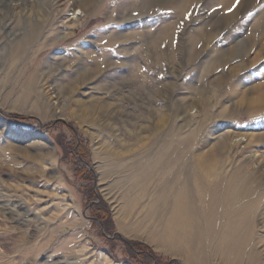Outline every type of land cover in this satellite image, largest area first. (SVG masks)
Wrapping results in <instances>:
<instances>
[{
    "label": "rangeland",
    "instance_id": "obj_1",
    "mask_svg": "<svg viewBox=\"0 0 264 264\" xmlns=\"http://www.w3.org/2000/svg\"><path fill=\"white\" fill-rule=\"evenodd\" d=\"M0 264H264V0H0Z\"/></svg>",
    "mask_w": 264,
    "mask_h": 264
},
{
    "label": "bare ground",
    "instance_id": "obj_2",
    "mask_svg": "<svg viewBox=\"0 0 264 264\" xmlns=\"http://www.w3.org/2000/svg\"><path fill=\"white\" fill-rule=\"evenodd\" d=\"M45 109H46V107H45ZM178 202H179V204L181 205V206H184L185 205V200H184V197H183V195H180L179 196V198H178Z\"/></svg>",
    "mask_w": 264,
    "mask_h": 264
}]
</instances>
